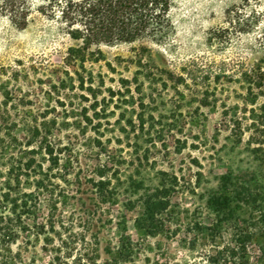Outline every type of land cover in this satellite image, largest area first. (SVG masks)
<instances>
[{"label":"rangeland","instance_id":"rangeland-1","mask_svg":"<svg viewBox=\"0 0 264 264\" xmlns=\"http://www.w3.org/2000/svg\"><path fill=\"white\" fill-rule=\"evenodd\" d=\"M22 2L25 25L22 9L12 15L0 0V133L17 138L4 149L0 137V213L9 210L3 199L8 168L32 148L23 122L56 118L54 140L69 167L67 173L53 170L59 200H66L57 210L58 222L69 227L73 221L68 231L84 236L86 243L97 242L101 262L126 226L135 242L133 261L126 264H209L205 228L216 218L210 202L226 177L231 188L255 186L264 204V95L251 103L242 78L248 68L264 64V0H174L162 41L101 43L104 59H87L77 69L66 56L81 42L72 33L81 24L70 23L66 9L63 13L65 0ZM238 18L249 24L246 31L237 28ZM141 45L152 50L155 64L185 81L177 87L173 81L168 87L145 81L141 91L136 84L127 91L120 79L135 75L132 58ZM90 72L97 80L100 73L105 77L97 98L78 87V73ZM69 76L74 86L57 88ZM110 88L120 93L112 97ZM35 155L47 172L48 155L41 150ZM109 156L119 168L109 171L117 200L99 203L93 186L96 165ZM35 176L23 179L21 188L37 194L40 222L48 207L45 193L35 188ZM174 176L165 230L149 235L136 225L141 196L162 183L170 185ZM27 228L12 245L14 264H48L59 233H48L39 223Z\"/></svg>","mask_w":264,"mask_h":264},{"label":"trees","instance_id":"trees-1","mask_svg":"<svg viewBox=\"0 0 264 264\" xmlns=\"http://www.w3.org/2000/svg\"><path fill=\"white\" fill-rule=\"evenodd\" d=\"M63 2V1H62ZM22 0H3V8L12 15L20 13L23 25L26 24L25 6ZM61 3V2H60ZM63 13H71L70 23L79 22L81 26L74 30L73 35L81 42L68 48L66 56L68 65L84 68L85 61L92 59L95 62L103 60L105 54L99 47L101 43L113 44L117 42L134 43L142 40L162 41L170 26L169 11L174 0H65ZM66 9V11H65ZM234 20V19H233ZM237 28L246 31L249 24L235 19ZM264 35V32H263ZM97 45L93 49L92 46ZM152 50L141 45L140 50L132 58L136 65L135 75L132 78L124 77L120 82L127 91H131L132 85L141 91L145 81L168 87L169 81H173L175 87L185 81L184 76L174 79V73L153 62ZM110 70L116 67L107 62ZM68 66V67H69ZM65 74L70 75V68H66ZM99 80L94 74L85 75L78 73L77 80L81 89H86L97 98L98 91L105 85V77L99 74ZM246 84L247 98L251 103L264 95V64L256 63L242 74ZM73 84V77H64L59 81L60 89H69ZM112 97L116 93L110 88ZM9 99V96H6ZM7 103V102H6ZM88 117V116H87ZM89 119V118H87ZM144 119L140 118V125H144ZM69 122H66V125ZM22 131L29 136L26 152H20L18 160L11 163L8 172L10 176L8 190L4 192L3 199L7 203L8 212L0 213V264H14L16 255L12 251V245L17 242L22 231L27 227L38 226L51 233L56 230L59 233L60 242L52 250L54 254L48 264H126L133 261L135 242L127 227L120 228V236L114 250H109V258L101 262L98 253L97 242L86 243L84 236H79L68 231L73 230L74 222H58L57 210L61 203L55 187V168L61 172H68L69 167L62 162V149L54 140L57 128L56 118L29 119L23 122ZM4 140L3 148L14 145L17 138L1 132ZM38 150L48 155L50 164L47 172H44L43 162L37 159L35 153ZM118 164L109 156L105 162L96 165L98 177L94 178L93 186L96 188L99 203H114L117 200L112 175L109 171ZM35 176V188L45 193L48 213L44 220H38L37 194L33 191L22 190L23 179ZM39 175V176H38ZM38 177V178H36ZM176 176L171 179L170 185L162 183L150 188L141 196L142 212L136 218V225L149 235H157L165 230L166 218L172 211V193L176 183ZM58 185V184H57ZM39 195V194H38ZM61 199V198H60ZM211 207L216 212V218L206 226V236L210 245L205 257L209 264H264V204L259 199V192L252 184H242L231 188L229 177H226L218 194L211 198ZM34 207V208H33ZM244 209L238 212V209ZM226 215V220H223ZM67 225V224H66ZM65 228L62 231L60 228ZM230 233V239L225 240V231Z\"/></svg>","mask_w":264,"mask_h":264}]
</instances>
